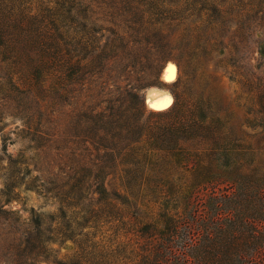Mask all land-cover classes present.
<instances>
[{"label": "trees", "instance_id": "obj_1", "mask_svg": "<svg viewBox=\"0 0 264 264\" xmlns=\"http://www.w3.org/2000/svg\"><path fill=\"white\" fill-rule=\"evenodd\" d=\"M95 1L0 0V94L8 85L15 99L73 100L70 129L102 150L97 163L77 161L54 196L56 215L21 222L0 208L15 226L8 250L37 261L49 245L70 241L76 250L65 264H264V83H243L256 92L258 147L235 139L208 102L178 93L155 120L144 119L142 94L166 60L184 74L196 58L190 39L175 44L173 25L188 22L213 41L230 33L247 46L264 32V0H100V19ZM104 11L126 31L109 29ZM141 44L154 50L151 72L132 84L127 69ZM103 174L118 175L122 194L108 196Z\"/></svg>", "mask_w": 264, "mask_h": 264}, {"label": "rangeland", "instance_id": "obj_2", "mask_svg": "<svg viewBox=\"0 0 264 264\" xmlns=\"http://www.w3.org/2000/svg\"><path fill=\"white\" fill-rule=\"evenodd\" d=\"M55 1L40 0L44 4H53ZM100 3V0L93 3L96 18L103 16ZM107 11L111 12L110 9ZM107 11H104L108 20L106 26L116 32L126 31L124 21L113 18ZM168 33L172 34L178 45L189 41L185 38L190 39L189 50L196 49L193 51L196 58L188 63L184 74L174 60L168 59L163 63L157 81L154 82L151 76L147 77L149 85L142 93L146 111L144 119L151 120L152 115L166 111L173 103V93H178L193 105L208 102L211 106L210 115L218 118L235 139L245 145L258 147L260 136L256 135L257 130L253 127V122L259 117L256 92H248L243 83L249 81L253 86L264 83V32L254 36L255 41L249 42L247 46L231 38L230 33H226V36L214 34L216 41H213L211 37L196 32L188 22L173 25ZM208 37L209 42L202 44ZM202 46L207 49L202 51ZM140 47H143L137 60L140 63L135 62L127 69L133 76L129 79L132 84L136 77H146L151 72L147 62L151 60L154 50L145 44ZM169 64L176 69V77L172 82L163 80L164 69ZM1 72L0 63V76ZM153 91L169 95L170 104L161 107L150 100ZM43 95L32 101H25L21 96L15 99L9 93L8 85L0 94V208L18 212L17 217L21 222L27 221L31 213L56 215L60 204L54 196L58 195L59 188L72 176L77 161L80 166L97 163L96 155L102 153V150H95L97 147L93 141L70 129L78 114L73 100H52ZM84 101V98L79 99V109ZM31 115V121L37 125L28 129L24 123ZM45 120H54V123H45ZM101 179L105 182L108 196L113 191L122 194L118 175L103 174ZM13 226L9 220L0 219V264H65L74 255L75 245L65 241L49 245L51 251L45 259L34 261L26 255L19 257L16 252L8 250L7 243L12 239L15 229Z\"/></svg>", "mask_w": 264, "mask_h": 264}, {"label": "bare ground", "instance_id": "obj_3", "mask_svg": "<svg viewBox=\"0 0 264 264\" xmlns=\"http://www.w3.org/2000/svg\"><path fill=\"white\" fill-rule=\"evenodd\" d=\"M163 77L167 82H172L175 80L176 69L172 64H169L166 67ZM149 99L154 101L157 105L161 107H166L171 102V98L169 97V95H165L156 91L151 92Z\"/></svg>", "mask_w": 264, "mask_h": 264}, {"label": "water", "instance_id": "obj_4", "mask_svg": "<svg viewBox=\"0 0 264 264\" xmlns=\"http://www.w3.org/2000/svg\"><path fill=\"white\" fill-rule=\"evenodd\" d=\"M167 67V66H166ZM166 67H165V69H166ZM165 69H164V71H165ZM163 75H164V72H163ZM163 80H164V77H163Z\"/></svg>", "mask_w": 264, "mask_h": 264}]
</instances>
